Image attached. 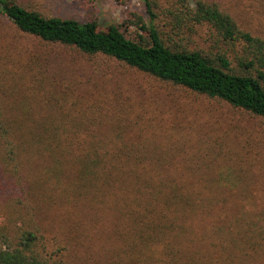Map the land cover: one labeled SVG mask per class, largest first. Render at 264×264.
<instances>
[{"label":"trees","instance_id":"trees-1","mask_svg":"<svg viewBox=\"0 0 264 264\" xmlns=\"http://www.w3.org/2000/svg\"><path fill=\"white\" fill-rule=\"evenodd\" d=\"M142 2L146 19L130 12L102 29L0 0V27L264 119L262 32L219 0ZM200 28L206 49L191 45ZM8 70L0 72V264H69L70 246L98 235L110 264H244L231 249L256 261L263 254L261 217H224L237 206L231 199L251 192L258 164H230L222 146L182 130L164 136L121 92L70 96L38 69L17 80Z\"/></svg>","mask_w":264,"mask_h":264},{"label":"rangeland","instance_id":"rangeland-1","mask_svg":"<svg viewBox=\"0 0 264 264\" xmlns=\"http://www.w3.org/2000/svg\"><path fill=\"white\" fill-rule=\"evenodd\" d=\"M31 9L45 16L88 21L94 19L100 28L112 24H123L130 12L144 16L142 0H133L121 5L116 0H20ZM240 21H249L253 29L264 34V0H219ZM133 34L135 28H125ZM3 46L0 47V72L13 70L16 80L19 76H32L39 70L56 88L65 90L70 96L86 97L98 90L121 92L146 119H151L156 128L166 136L170 128L181 131L184 137L191 135L198 144L213 141L230 159V164H258L263 170L257 177L248 195L231 199L237 206L230 207L224 216L235 220L238 216L261 217L264 226V119L255 118L217 101L194 96L182 90L170 88L157 81L124 68L113 60L99 58L88 60L76 50L46 45L34 38L17 33L9 25L0 27ZM207 28L195 29L190 36L191 45L208 48ZM31 68V70H30ZM8 70V71H7ZM30 74V75H29ZM38 74V73H37ZM28 82V78L25 79ZM24 80V81H25ZM15 81L18 85L24 82ZM33 87L31 84L21 88ZM55 90V89H54ZM24 90L21 91V95ZM30 91H28L29 94ZM144 121V120H143ZM145 123V122H144ZM143 123V124H144ZM193 139V140H194ZM194 143V142H193ZM220 146H218V145ZM1 220V218H0ZM101 235L94 241L70 246L69 264H110L107 263L99 244ZM226 244V243H225ZM264 250V239L259 243ZM231 246V245H229ZM252 254V250L246 248ZM230 259L244 264H264V252L256 261L240 256L231 249ZM227 264H235L228 261Z\"/></svg>","mask_w":264,"mask_h":264}]
</instances>
